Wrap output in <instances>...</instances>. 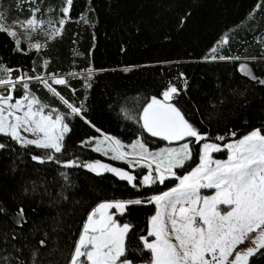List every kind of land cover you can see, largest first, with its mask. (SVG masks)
I'll return each instance as SVG.
<instances>
[{"label": "trees", "instance_id": "1", "mask_svg": "<svg viewBox=\"0 0 264 264\" xmlns=\"http://www.w3.org/2000/svg\"><path fill=\"white\" fill-rule=\"evenodd\" d=\"M62 7L63 0H0L7 26L31 18L36 9L38 19L48 12L56 20L63 16ZM68 17L63 31L44 38L39 49L24 41L18 48L12 37L0 32V65L28 80L30 93L65 115L71 129L65 150L55 154L0 136V142L8 145L0 149V204L7 209L0 214V248L31 264V251L46 239L37 259L42 264H67L66 257L93 208L104 201L141 199L143 203L129 205L116 219L132 225L129 255L135 264L142 263L150 254L137 251L142 249L139 237L147 235L155 214L154 204L147 201L178 180L143 186L148 172L141 168L130 172L136 177L133 188L113 174L97 175L83 166L64 164L102 162L103 156L85 143L100 133L127 144L139 140L149 150L169 145L152 137L139 120L143 106L153 96L162 99L169 86L180 90L172 102L208 137L191 144L194 152L203 142L228 143L264 128V85L239 71L246 64L253 76L264 79V0H73ZM223 37L227 43L212 59L211 50ZM38 76L64 77L67 84L51 87L69 103L82 106L83 118L68 115L60 96L44 88ZM88 83L91 87L85 86ZM20 96L14 91L15 98ZM232 131L236 137L229 135ZM218 135L225 141L215 140ZM34 155L55 158L41 164L32 159ZM216 156L224 159L226 153ZM198 162L194 155L185 168L175 171L182 176ZM115 168L127 170L123 164ZM19 207L26 210L27 223L22 227L13 220ZM249 264H264V256L251 257Z\"/></svg>", "mask_w": 264, "mask_h": 264}, {"label": "snow or ice", "instance_id": "2", "mask_svg": "<svg viewBox=\"0 0 264 264\" xmlns=\"http://www.w3.org/2000/svg\"><path fill=\"white\" fill-rule=\"evenodd\" d=\"M66 4L67 6L61 9L63 16L58 21L60 27L53 30L52 36L62 32L63 25L70 19L68 13L73 0H66ZM37 12L39 9L32 12L31 18L18 22L25 33L34 32L38 26L45 24L44 20L37 18ZM48 23L51 25L52 22ZM0 32H5L15 39L17 45L20 44L17 31L10 29L2 16ZM222 42L227 43V37ZM31 47L39 49L41 45L33 44ZM211 52L212 59H216L217 49L213 48ZM219 59L227 58L220 56ZM86 71V80L90 81L93 78V69L90 67ZM239 71L264 85V79L253 76L246 64H241ZM0 73H3L0 75V87L8 89L7 94L0 93V136L9 137L22 147L35 146L51 150L53 154L62 153L65 150V137L71 131L69 123L65 122V115L57 113L54 117L55 109L45 113V105L35 96L30 98L27 92L22 99L13 102L11 93L24 78L14 81L11 78V70L2 65ZM35 78L42 79L39 76ZM52 80L57 85L67 84L65 79L56 76H53ZM43 83L53 95L60 96L46 80ZM22 86L25 90L29 88L26 82ZM85 86L91 87V84ZM179 93L177 87L169 86L162 92V99L153 96L142 108L139 116L141 126L152 137H159L170 144L187 141V138H194V142L200 144L208 137L186 119L181 109L172 102ZM60 100L70 109L68 115L83 118L82 106H74L63 96H60ZM21 110L22 115L17 114ZM86 122L90 123L87 120ZM21 130L31 133L35 139L24 137ZM229 135L236 137L237 134L232 131ZM225 139L223 135L215 137L217 141ZM106 141L111 143L105 154L111 151L114 153L112 159L125 160L132 164V161L128 160L130 154L122 151L121 142L112 137L105 136L104 140L97 141L94 151L101 152L100 145ZM192 142H184L178 147L162 148L158 152H149L139 140L131 145L132 154L139 157L136 163L149 170L141 181L143 186H151L157 182L163 184L169 177L179 181L169 191L154 195L147 201L156 206V212L150 219L147 235L139 237L142 249L137 251L150 254L142 264H249V258L257 254L264 256V128H256L228 143L205 142L196 152L190 147ZM7 147L5 142H0V149ZM222 151L227 152V159L213 157V153ZM194 155L198 156L199 160L196 166L187 170L186 174L178 176L175 170L185 168ZM54 158V155L44 158L35 155L32 157L41 164ZM79 166L97 175L113 173L133 188L137 187L134 183L135 176L100 161L80 165L77 161L70 160L64 164L66 168ZM201 189H212L214 194L202 195ZM141 203V199L99 203L87 214L78 239L66 257L67 264H135L134 256L129 255L128 243L132 225L118 221L116 214L123 215L129 205ZM112 209L116 212L112 213ZM6 213L7 209L0 204V214ZM13 220L21 227L27 223L24 207L18 208L13 214ZM149 237L154 239L149 240ZM12 238L15 239V235ZM7 239V234H4L3 240L6 242ZM38 243L39 247L30 253L31 264H42L37 257L40 248L46 246V239H41ZM245 243L252 246L241 249L240 246ZM15 251L19 253L20 249L15 248ZM0 264H25V260L0 248Z\"/></svg>", "mask_w": 264, "mask_h": 264}, {"label": "rangeland", "instance_id": "3", "mask_svg": "<svg viewBox=\"0 0 264 264\" xmlns=\"http://www.w3.org/2000/svg\"><path fill=\"white\" fill-rule=\"evenodd\" d=\"M64 1V7H66L67 6V4H66V0H63ZM63 8V7H62ZM61 13H62V11H61ZM63 14V13H62ZM0 16H2L3 17V15L2 14H0ZM42 16V15H41ZM44 16V15H43ZM42 16V17H43ZM62 18V17H61ZM61 18H58V19H56V20H53L52 18H50V16L48 15V12H46L45 13V17L42 19V20H44L45 21V24L42 26V27H39L38 26V28H37V30L36 31H34V32H27V33H25V30H24V28H22V27H20V25H19V23H14V24H12V25H10V26H8L10 29H12V30H15V31H17V33H18V38H19V40L20 41H24V42H27L29 45H33V44H42V40L44 39V38H46V37H52V35H51V33L53 32V30L55 29V28H57L58 26V21H59V19H61ZM49 21H51L52 23H51V25H49ZM4 23H5V21H4ZM6 24V23H5ZM225 37H223L222 39H221V41H219V43L217 44V45H215L213 48H216L217 49V52L215 53V54H217V53H219L220 52V49L222 48V47H224L225 46V44L226 43H223L222 41H223V39H224ZM15 40V39H14ZM17 47L19 48L20 47V45H17ZM211 57H212V52H211ZM249 69V68H248ZM243 73V72H242ZM244 75H245V73H243ZM248 76V75H247ZM22 76L20 75V73L18 72V71H15V70H12L11 71V78L14 80V81H18L20 78H21ZM249 77H251V76H249ZM57 78H63V79H65L64 77H57ZM47 81V82H50V83H48L49 85H54V83H53V80H52V78H42V79H37V81L42 85V86H44V83H43V81ZM28 83L29 81L28 80H26V79H23V81H21V82H19V83H17V85H16V89L14 90V91H16V90H18L19 92H20V94H21V96L19 97V98H15L14 97V91L11 93L12 95H13V102H15V100L16 99H22L23 98V95L27 92L28 94H29V96H30V98L32 97V96H35V95H33L32 93H30V91L27 89V90H25V89H23V83ZM55 85H57V84H55ZM44 88H46V87H44ZM47 90H48V88H46ZM50 92V91H49ZM0 93H3V94H7L8 93V89L7 88H5V87H0ZM36 97V96H35ZM37 98V97H36ZM40 101V100H39ZM25 103H27V102H25ZM40 103L42 104V105H45V104H43L41 101H40ZM62 104L63 105H65L63 102H62ZM66 106V105H65ZM67 107V106H66ZM51 110H53V109H51V108H49V107H47V106H45V113H47V112H49V111H51ZM70 110V109H69ZM22 113H23V110H21V112L20 113H17V114H19V115H22ZM57 113H59V114H61L59 111H55V112H53V116L55 117V115L57 114ZM21 135H23L24 137H26V138H28V139H35V136L34 135H32L31 133H27V132H24L23 130H21ZM105 136H107V135H104V134H99L97 137H95V138H91L89 141H88V143H89V145H90V147L92 148V150H94V148L97 146V141H102V140H104V137ZM108 137H110V136H108ZM113 138V137H112ZM113 139H116V138H113ZM118 140V139H117ZM136 141H138V140H135V141H133L132 143H129V144H127V143H123V142H121V144L123 145V148H122V151H124V152H127V153H129L130 155L128 156V160H130V161H132V164L130 165L128 162H126L125 160H114V159H112V156L114 155V153H112L111 151H108L107 152V154H105V150L108 148V146H109V144L111 143V141H106L104 144H102V145H100L101 146V148H102V151L101 152H97V153H99L101 156H103V160H102V162L101 163H104V164H108V165H110V166H112V167H115V164H123V165H125L126 166V172H128L129 174H131L132 175V173H130V172H132V171H134V170H137V169H141V168H143V169H145L146 170V172H148L149 170L147 169V168H144V167H141L140 166V164H137L136 163V161L137 160H139V157L138 156H136V155H133L132 153H133V149H132V147H131V145L132 144H134V143H136ZM187 141H193L192 143H190V147H191V144H194L195 142H194V138H187ZM187 141H180V142H172L171 144L169 143V145H167V146H165V147H162V148H167V147H178L180 144H182V143H184V142H187ZM231 142V141H230ZM17 143V142H16ZM203 143H205V142H203ZM203 143H201V145L203 144ZM18 144V143H17ZM20 145V144H19ZM201 145H200V147H201ZM162 148H159V149H157V150H149L148 148V151L149 152H158V151H160V149H162ZM96 152V151H95ZM225 153H226V157L224 158V159H227V152L226 151H224ZM218 153H213V157L215 158V159H221V160H224V159H222V158H219V157H217L216 155H217ZM141 163H143V161H141ZM154 169H155V165L153 164V176H155V171H154ZM180 169V168H179ZM124 171V170H123ZM110 174H113V173H110ZM113 175H115V174H113ZM116 176V175H115ZM169 178H174V177H169ZM179 183V181H177V184ZM176 184V185H177ZM175 185V186H176ZM175 186H173V187H175ZM172 187V188H173ZM171 189V188H170ZM170 189H168V190H166V191H169ZM165 192V191H164ZM163 193V192H162ZM162 193H160V194H162ZM160 194H158V195H160ZM201 194L202 195H212V194H214V190H212V189H201ZM112 201H116V200H110V201H104V202H112ZM102 203V202H101ZM155 206V205H154ZM223 207V206H222ZM112 213H115L116 212V210L115 209H112V210H110ZM155 212H156V206H155ZM117 215V214H116ZM119 215V214H118ZM151 219V218H150ZM150 228V220H149V226H148V229ZM151 239H154V238H152V237H149V240H151ZM248 246H252L250 243H245V244H243V245H241L240 246V248L241 249H243V248H246V247H248ZM250 259V258H249ZM137 264H142V263H137Z\"/></svg>", "mask_w": 264, "mask_h": 264}, {"label": "water", "instance_id": "4", "mask_svg": "<svg viewBox=\"0 0 264 264\" xmlns=\"http://www.w3.org/2000/svg\"><path fill=\"white\" fill-rule=\"evenodd\" d=\"M195 145H198V144L195 143Z\"/></svg>", "mask_w": 264, "mask_h": 264}]
</instances>
